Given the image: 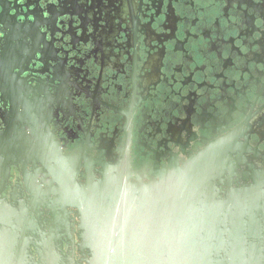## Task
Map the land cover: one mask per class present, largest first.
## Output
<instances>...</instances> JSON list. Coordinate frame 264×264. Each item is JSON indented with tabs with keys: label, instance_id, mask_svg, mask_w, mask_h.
Here are the masks:
<instances>
[{
	"label": "flooded vegetation",
	"instance_id": "flooded-vegetation-1",
	"mask_svg": "<svg viewBox=\"0 0 264 264\" xmlns=\"http://www.w3.org/2000/svg\"><path fill=\"white\" fill-rule=\"evenodd\" d=\"M0 5V60L63 154L125 155L144 183L223 138L264 155V0Z\"/></svg>",
	"mask_w": 264,
	"mask_h": 264
},
{
	"label": "water",
	"instance_id": "water-1",
	"mask_svg": "<svg viewBox=\"0 0 264 264\" xmlns=\"http://www.w3.org/2000/svg\"><path fill=\"white\" fill-rule=\"evenodd\" d=\"M8 63L0 60V100L10 103L0 129V264H264V155L223 138L148 183L125 155H65L38 105L20 101ZM13 169L18 193L7 192Z\"/></svg>",
	"mask_w": 264,
	"mask_h": 264
}]
</instances>
